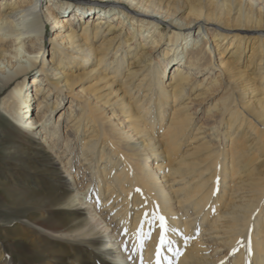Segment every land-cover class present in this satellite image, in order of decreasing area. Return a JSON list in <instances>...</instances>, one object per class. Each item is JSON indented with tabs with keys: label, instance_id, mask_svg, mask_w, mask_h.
<instances>
[{
	"label": "bare ground",
	"instance_id": "bare-ground-1",
	"mask_svg": "<svg viewBox=\"0 0 264 264\" xmlns=\"http://www.w3.org/2000/svg\"><path fill=\"white\" fill-rule=\"evenodd\" d=\"M74 1L0 0V112L30 141L5 182L61 228L3 235L44 264H264V0Z\"/></svg>",
	"mask_w": 264,
	"mask_h": 264
},
{
	"label": "rangeland",
	"instance_id": "rangeland-1",
	"mask_svg": "<svg viewBox=\"0 0 264 264\" xmlns=\"http://www.w3.org/2000/svg\"><path fill=\"white\" fill-rule=\"evenodd\" d=\"M85 2L86 0H79V3H82L81 5H85ZM76 3H78V0L74 1L73 6H75ZM93 12L94 11H92L91 15L94 14ZM186 14L187 13H185L184 16ZM196 27L197 26L192 27L191 32ZM48 30H50V28H48ZM76 30L77 32H80V26L79 28H76ZM48 35L49 33H47V36ZM49 47L50 45L47 43L45 49V51L47 50V54L49 51ZM246 59L247 55H242V61ZM171 70L169 71V74ZM34 71L35 70H31V72H29L27 77L28 79L30 78V76L33 75ZM208 74L212 75V73ZM202 76L193 79V83H199L201 81ZM88 83L89 82L87 81H79L77 83V89L79 87H85L86 85H88ZM203 85L204 83L201 85V87L199 86V88H194L196 92H193V94L191 92L192 96L197 92H202ZM221 96H225V88L221 86H214L213 88H209L207 92L202 93L201 99L196 100V104H194V108L197 109L195 117L196 120H199V124L203 122L206 128L212 124V121L214 120V114H212V117L208 118L205 114V109L213 108L214 102L216 101L221 102L223 98ZM66 99H68V96H65V108L69 106V100L67 101ZM36 105L37 104L35 103L33 107L35 106L36 108ZM9 121L10 119L8 118V116L0 112V246L1 248H5L7 252H11L13 254L15 264H44L45 257L43 256V252L37 250L34 245L26 242L13 241L12 239H9L8 237H5L3 235V232L12 230L17 224H22L23 226H28L29 228H35L38 232L45 236V238H51V242L46 241V239H44V241L47 242L48 247H50L53 246V240L56 239L52 231L59 232L61 230L60 225L57 223V221L54 220L53 217H51L49 220H43L41 222H38L37 225H33L26 222L23 218V215L33 212L35 208H16V203L20 201V199L22 200L26 197V192H23L21 194L20 192L15 191V195L11 194L12 192L9 193L10 191H8L5 179H12L16 176V173L11 168L12 164L23 163L24 157L22 154V150H24L25 147L29 146L30 141L27 132H24L19 127L14 128L12 125L9 124ZM189 135L190 133L188 134V136ZM184 144L181 145V148L185 147ZM10 151L13 152V154H9ZM47 208L49 209L50 206H47ZM49 212L50 211L48 210L46 214H48ZM43 228L47 229L43 230ZM54 264L60 263L55 262Z\"/></svg>",
	"mask_w": 264,
	"mask_h": 264
},
{
	"label": "snow or ice",
	"instance_id": "snow-or-ice-1",
	"mask_svg": "<svg viewBox=\"0 0 264 264\" xmlns=\"http://www.w3.org/2000/svg\"><path fill=\"white\" fill-rule=\"evenodd\" d=\"M159 219H160V221H161V228H163V227H164V223H163V221H164V217L161 215V216H159ZM160 243H161V244L164 243V236H163V234H162L161 237H160Z\"/></svg>",
	"mask_w": 264,
	"mask_h": 264
}]
</instances>
